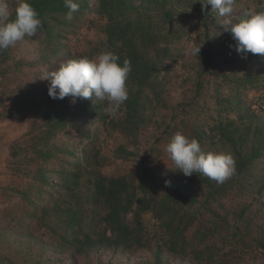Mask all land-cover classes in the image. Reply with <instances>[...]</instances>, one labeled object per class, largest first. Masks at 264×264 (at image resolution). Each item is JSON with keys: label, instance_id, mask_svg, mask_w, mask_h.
Segmentation results:
<instances>
[{"label": "trees", "instance_id": "16d2710c", "mask_svg": "<svg viewBox=\"0 0 264 264\" xmlns=\"http://www.w3.org/2000/svg\"><path fill=\"white\" fill-rule=\"evenodd\" d=\"M7 2L14 18L17 0ZM29 2L42 27L0 53L1 121L39 122L30 144L16 141L8 156V175L19 182L2 188L5 198L15 199L0 210L5 246L17 243L24 262L25 249L36 252L35 264H74L79 258L91 264L88 258L96 252L112 254L98 264H112L113 258L129 259L140 251L152 258L141 264H264V225L257 219L260 209H253L264 196V56L238 53L232 34H221L222 18L211 5L203 8L202 0H76L80 8L71 21L65 18V0ZM236 4L234 22L246 19L249 8L264 11V0ZM190 7L201 17L196 47L204 45L188 63L175 49L190 30H177L175 22L188 20ZM90 15L105 20L101 39L75 48L70 40L85 24L94 25ZM101 52L132 66L129 98L115 118L95 96L75 103L71 96H49L50 82L39 79L44 71ZM178 62L194 71L196 88L191 101L172 108L170 124L162 126L156 114L171 109L165 85ZM223 68L227 74L219 73ZM206 76L217 79V117H208V129L185 116L192 104L197 115L210 109L198 105ZM249 90L256 96H247ZM178 120L203 151L231 154L236 173L218 184L202 174L186 177L173 162L163 172L149 166L168 156L167 144L181 131ZM107 165L119 168L108 174ZM145 216L152 219L153 232Z\"/></svg>", "mask_w": 264, "mask_h": 264}, {"label": "clouds", "instance_id": "9594fccd", "mask_svg": "<svg viewBox=\"0 0 264 264\" xmlns=\"http://www.w3.org/2000/svg\"><path fill=\"white\" fill-rule=\"evenodd\" d=\"M236 0H202L203 8L211 5V11L222 18L224 31L230 32L236 41L235 50L244 58L248 53L264 56V11L249 8L244 11L246 19L234 22ZM68 9L65 18L73 20L80 5L76 0H65ZM43 23L39 14L29 0H17L15 14L10 11L7 0H0V53L15 46L24 38L32 37ZM204 44L192 48V55H199ZM118 55L101 52L93 58L81 57L61 63L55 70L44 71L41 80L49 81L48 94L53 99L71 96L75 103L77 98L90 99L95 96L103 107L105 114L115 118L121 106L129 98L127 80L132 71L127 59L121 65ZM166 152L176 169L184 176L195 174L223 184L236 173V160L231 154L205 152L200 142L189 139L177 132L166 146ZM171 186L170 181L165 182Z\"/></svg>", "mask_w": 264, "mask_h": 264}, {"label": "rangeland", "instance_id": "374dc122", "mask_svg": "<svg viewBox=\"0 0 264 264\" xmlns=\"http://www.w3.org/2000/svg\"><path fill=\"white\" fill-rule=\"evenodd\" d=\"M189 1V0H188ZM195 0H191V3L194 4ZM254 4H256L254 2ZM234 6V8H236ZM263 6V5H261ZM259 6L261 9L262 7ZM252 7V5H251ZM183 9L186 10V6L183 7ZM189 16L188 20L184 19L183 21H180L178 18L175 22V25L177 26V30H184L189 28L190 31L187 32L186 37L181 41V43L177 46V49H175L176 55L180 54L182 52V55H184L185 62H192L193 56L191 54V49L196 47V42L198 39V36L202 34V31L200 27H197V23L200 21L201 17L198 13L194 11V7H190L188 10ZM88 19L91 21H94V25L90 26V24H85L80 29V34L77 37H72L70 40V44L75 48H85L88 41H98L101 39L100 32H99V26L101 24L105 23V20H100L97 15H90L88 16ZM98 22V23H97ZM221 34H225L226 36H230L231 33L227 31H222ZM182 61V60H181ZM171 61H168L170 63ZM181 63H177L172 65L173 69L171 73L167 77V83L165 85V88L167 90L166 93V99L169 101L170 108L171 109H162L157 112L156 119H158L159 123L162 126H167L171 122V118L174 114V110L176 108H181L180 104L182 102H190L192 99V96L195 92V84L193 81L194 77V71L186 70L183 67H180ZM163 70L160 74V78L164 75ZM191 73V79L188 81H185L186 78L189 76L188 73ZM219 73L227 74L228 69L223 68L222 70H219ZM193 75V76H192ZM212 80V83H211ZM215 80H217L214 76H206L204 78L205 84L203 88V96L201 99H199V106H204L205 104L209 106V110L203 112L200 115H197V106L196 104L189 105L187 107L188 113L185 114L186 118L190 120L191 122H198L205 126V128H209L212 124L211 120L208 118H216V110H217V100L213 97L214 94V86H215ZM257 91L252 90L248 91L247 96L252 97L256 96ZM224 96H227L226 90L224 91ZM9 104L8 102L6 103ZM173 108V109H172ZM2 109H0L1 112ZM199 111V110H198ZM230 118H235V116L232 114ZM179 122L180 133L184 134L186 137L190 134L187 129L185 130L184 127L181 126V122ZM39 125V122H34L33 120L29 118H23V119H12L7 121H1L0 119V210H3L8 205H12L15 203V199L10 200L4 197L2 188L7 185H13L17 184L19 182V179L17 177H14L12 174L8 175V169H7V161L8 156L11 153V147L16 141H20L22 145L30 144V139H32L37 132L35 128ZM31 133V134H30ZM227 152V151H225ZM171 159L169 156H165L158 160V162H150L148 165L152 166L154 168L159 169V171H167L170 168ZM170 164V165H169ZM129 168V165H124L121 167V171H127V168ZM119 167L117 166H111L107 165L104 169V171L108 174H111L112 172H116ZM10 181L11 184L9 183ZM251 200V199H249ZM261 202L254 201V210L257 208L260 209L259 215L257 219L259 218L260 223L264 225V207L261 203L264 202V196ZM147 226L150 227V231L153 232V226H152V219L149 216H145ZM3 239L0 236V264H35L37 261H39L38 254L30 253L27 249L26 252L23 253L25 255L26 262L23 261L22 255L17 254V243L11 244V246L7 247L2 242ZM1 256L7 257L8 259L3 260ZM112 254L110 252H101V253H92L91 256L88 258V260L91 262V264H98V261L101 259L103 263H106L109 259H111ZM152 260L151 254L148 251H140L137 254L133 255L129 259L125 256L122 260L119 258H113L112 264H141L144 261ZM86 261V260H85ZM68 264H72L70 261H68ZM74 264H85L84 260L82 258H79L76 260Z\"/></svg>", "mask_w": 264, "mask_h": 264}]
</instances>
